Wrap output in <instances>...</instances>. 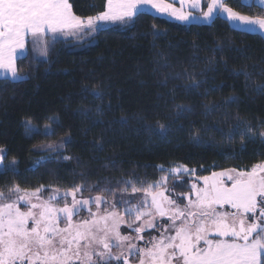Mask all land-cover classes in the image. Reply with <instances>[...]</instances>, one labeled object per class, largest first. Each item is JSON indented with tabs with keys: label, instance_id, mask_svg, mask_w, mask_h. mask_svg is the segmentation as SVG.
<instances>
[{
	"label": "trees",
	"instance_id": "obj_1",
	"mask_svg": "<svg viewBox=\"0 0 264 264\" xmlns=\"http://www.w3.org/2000/svg\"><path fill=\"white\" fill-rule=\"evenodd\" d=\"M225 2L242 14H264L259 7L251 11L239 7L240 0ZM69 3L74 14L86 18L101 11L106 0ZM153 25L166 35L154 36ZM69 45L63 41L51 45L45 61L18 60V71L27 79H0V146L7 152L4 163L15 160L18 173L0 176V187L18 183L33 189L51 185L64 190L84 181L86 187L97 181L104 187L105 178L115 184L133 173L155 182L165 173L154 165H185L208 175L231 168L249 170L264 161V142L259 137L245 139L242 146L240 136L229 140L218 131L226 132L235 124L237 114L262 130L264 94L255 91L257 84H264V39L260 35L230 30L224 18L213 24L181 25L148 13L132 27L100 30L95 43L85 48ZM217 47L224 52H215ZM165 63L170 67L161 68ZM241 68L251 73L247 82L243 75L233 74ZM185 69L203 82L195 92L186 91L187 79L171 78ZM166 76L170 78L164 87L160 81ZM173 87L175 100L169 92ZM96 91L103 93L101 99L96 98ZM230 96L239 97V102L204 115V105L223 104ZM176 104L192 105L193 112L179 115ZM83 110H88L87 116ZM28 120L36 130L32 135L26 133ZM157 121L168 125L167 136L145 130ZM204 126L209 131L201 132L204 139L196 143L192 135ZM69 136L71 141L62 153L35 163L44 157L36 148ZM58 154L72 159L58 158ZM189 178H169L167 185L175 193L187 192Z\"/></svg>",
	"mask_w": 264,
	"mask_h": 264
},
{
	"label": "snow or ice",
	"instance_id": "obj_2",
	"mask_svg": "<svg viewBox=\"0 0 264 264\" xmlns=\"http://www.w3.org/2000/svg\"><path fill=\"white\" fill-rule=\"evenodd\" d=\"M177 2L179 7L175 6ZM239 7L249 11L259 7L264 13V0H240ZM150 9L181 23L196 20L213 24L225 18L230 30L264 37V14H242L225 0H203V3L202 0L170 3L106 0L101 11L86 18L74 14L69 0H0V72L14 82L28 78L18 71L17 59H28L25 53L29 38L33 47H40L41 54L47 56L49 47L60 42L61 35L91 36L110 22L132 27ZM197 9L200 15L194 16L193 11ZM152 28L154 36L166 35L156 31V25ZM224 50L223 47L214 49L219 53ZM160 67L166 69L170 65L165 63ZM233 74L243 75L246 82L251 79V73L244 68L234 69ZM169 78L166 76L160 81L161 86L167 87ZM171 78L187 79L185 89L189 92L197 91L203 83L187 69L174 73ZM255 91L264 94V84H257ZM169 92L175 100L176 88ZM207 94L206 90L204 95ZM95 96L101 99L103 93L96 91ZM157 98H161L159 93ZM238 102L239 97L230 96L223 104H206L204 115L210 116L224 105ZM175 107L179 115L193 112L192 105L176 104ZM83 115L87 116L88 110H83ZM51 119L59 124L56 118ZM235 120L226 132L218 129L222 136L232 140L238 135L242 146L245 139L259 137L264 142V120L259 123L262 130L254 128L239 114ZM25 129L29 135L36 131L30 120L26 121ZM145 130L161 137L169 133L168 125L160 121L155 127L146 125ZM207 131V126L202 127L192 139L200 143L204 139L200 133ZM70 141L69 136L61 147ZM58 158L72 159L62 154ZM6 159L7 152L0 146V164ZM44 159L41 157L35 163L38 165ZM16 163L13 160L0 168V176L18 174ZM154 167L167 173L155 182H146L133 173L115 184L105 178L104 187L100 186L101 181L87 187L84 181L64 190L51 185L33 189L18 183L0 187V264H133V260L136 264H264V161L247 171L231 168L198 176L190 182L188 191L176 198L165 194L169 178L195 175V169L185 165ZM93 191L99 194L84 197V192ZM136 193L143 196L133 203ZM85 212L87 216L83 215ZM157 216L166 218L163 225L156 223ZM125 224L136 233L135 238L121 232ZM149 229H155L159 235L148 232L149 239L143 246L133 242L144 240L142 233Z\"/></svg>",
	"mask_w": 264,
	"mask_h": 264
},
{
	"label": "rangeland",
	"instance_id": "obj_3",
	"mask_svg": "<svg viewBox=\"0 0 264 264\" xmlns=\"http://www.w3.org/2000/svg\"><path fill=\"white\" fill-rule=\"evenodd\" d=\"M109 26H114V28H119V29L125 27V26H124L123 24H121L120 22H115V23H111V22H110V23L105 24V25L101 28V30H104V29H106L105 27H109ZM115 26H116V27H115ZM84 35H85V36H84ZM84 35L82 36V38H83V37H84V39L86 38V40L89 41V42H84V43H83V42L81 41L82 38H80V37L78 38V35H74V36H73V39H74V40L71 42V44H70L69 46L72 47V48L80 49V48H85V47H87L88 45H92V44L95 43V36H96V33H94L92 36H89V35H87V34H84ZM79 36H81V34H79ZM90 39H91V40H90ZM64 140H65V139H62V140H60V141H58V142H56V143H54V144L40 146V147L36 148L35 151H36V153H38V154H40L41 156H44V157H50V156H52V155H54V154H56V153H62L63 150H64V147H65V145H66V144H63V146L61 147V143H62V141H64ZM11 162H12V161H11ZM11 162H9L8 165H10ZM16 164H17V163H16ZM4 165H6L4 162H3V164H0V168L4 167ZM174 166H176V165H173V166H171V167H174ZM250 169H251V168H250ZM250 169H249V170H250ZM238 171H240V170H238ZM245 171H247V170H245ZM166 174H167V173H165V175H166ZM208 175H211V173L208 174ZM208 175H200V174L195 170V175H188V177H190L189 179H190L191 181H194V180L196 179V177H198V176H208ZM170 178H176V177H170ZM191 181H190V182H191ZM201 184H202V182H201ZM189 187H190V185H189ZM167 189H168V191H167L165 194L171 196L172 198H176L177 195L179 194V193H175L174 190H173V188H172V186H170V185H167ZM161 190H163V189H161ZM44 195L47 196V193H44ZM134 195H135V197H136L137 199L134 200L133 203H136L137 200H138L140 197L143 196V194H137V193L134 194ZM84 197L87 198L88 196H84ZM69 200H70V198H69ZM184 202L186 203L187 201L185 200ZM62 203H63V202H61V206H62ZM93 211H96V208H95L94 205H93ZM83 215H84V216H87V213L85 212V213H83ZM125 219H126V220H130L131 218H129V217H125ZM165 219H166V218H160L159 216H157V217H156V223L163 225ZM139 223H141V222H137V224H139ZM134 226H136V225H134ZM121 232H122L123 234H128V235L132 236L133 238H135V236H136V233L133 232L132 229H128L126 224L121 226ZM148 232H152L153 235H159V233H158L155 229H149V230H147L145 233H142V235H144V240H141V241H135V239H134L133 242H136V243H138L140 246H143V245L146 243V241L149 239ZM115 251H116V250L114 249V252H115ZM133 264H136V262L133 263Z\"/></svg>",
	"mask_w": 264,
	"mask_h": 264
},
{
	"label": "crops",
	"instance_id": "obj_4",
	"mask_svg": "<svg viewBox=\"0 0 264 264\" xmlns=\"http://www.w3.org/2000/svg\"><path fill=\"white\" fill-rule=\"evenodd\" d=\"M165 2L170 3V2H172V0H165ZM202 3H203V0H202ZM175 6H176V7H179V3L177 2ZM148 13L153 14V15L158 16V17L165 18V19H167V20H169V21H171V22H175V23H178V24H181V25H189V24H206V23L198 22V21H196V20H193V21H191L190 23H181V22H179V21H176L175 19L169 18L166 14H158L155 10H152V9H150ZM193 15H194V16H199V15H200V10L197 9V10L193 11ZM224 19H225V18H224ZM115 27H116V26H115ZM105 28H106V29H107V28H114V26H109V27H105ZM83 35H84L83 33L81 34V36L78 35V38H79V37L82 38ZM92 35H93V34H92ZM92 35H91V36H92ZM73 36H74V35H71V34H69V35H61L60 38H59V40L71 44V42L74 40V39H73ZM84 36H85V35H84ZM261 37H262V36H261ZM262 38L264 39V37H262ZM31 39H32V38H29L28 51H27L25 54H26L28 57H30L32 60H34V61H45V60L48 58V54H47V56H44V55L41 54V49H40V47H35V48H34L33 45H32V43H31ZM90 40H91V39H90ZM81 41H82L83 43H84V42H89V41L86 40V38L84 39V37L81 39ZM49 48H50V47H49ZM48 52H49V50H48ZM18 60H20V59L18 58L17 61H18ZM0 79H9V80H11L10 77H9V78H6L5 75H4L2 72H0ZM11 81H12V80H11Z\"/></svg>",
	"mask_w": 264,
	"mask_h": 264
}]
</instances>
